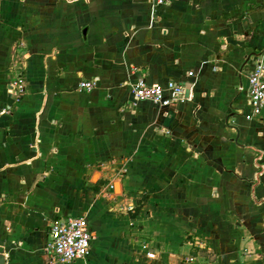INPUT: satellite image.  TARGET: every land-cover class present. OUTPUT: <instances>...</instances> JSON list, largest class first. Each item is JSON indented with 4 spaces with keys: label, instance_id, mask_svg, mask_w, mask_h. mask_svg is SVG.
Instances as JSON below:
<instances>
[{
    "label": "crops",
    "instance_id": "crops-1",
    "mask_svg": "<svg viewBox=\"0 0 264 264\" xmlns=\"http://www.w3.org/2000/svg\"><path fill=\"white\" fill-rule=\"evenodd\" d=\"M258 54L264 0H0L6 264H51L70 213L96 235L70 264H264V108L244 114ZM140 77L188 97L135 101Z\"/></svg>",
    "mask_w": 264,
    "mask_h": 264
},
{
    "label": "built area",
    "instance_id": "built-area-1",
    "mask_svg": "<svg viewBox=\"0 0 264 264\" xmlns=\"http://www.w3.org/2000/svg\"><path fill=\"white\" fill-rule=\"evenodd\" d=\"M173 0H151L154 12L170 6ZM192 75L193 72H190ZM248 80V119L261 116L264 108V60L258 54L252 60L247 72ZM14 93L21 95L25 85L21 79L13 83ZM93 80H82L79 88L90 91L95 87ZM243 87H240L242 90ZM188 88L184 81L170 79L166 83H150L144 77L138 78L131 86L135 101L149 100L162 108L175 106L188 97ZM95 233L88 217L84 213H70L53 218L45 243V253L51 264H70L76 260H87L93 252Z\"/></svg>",
    "mask_w": 264,
    "mask_h": 264
},
{
    "label": "water",
    "instance_id": "water-1",
    "mask_svg": "<svg viewBox=\"0 0 264 264\" xmlns=\"http://www.w3.org/2000/svg\"><path fill=\"white\" fill-rule=\"evenodd\" d=\"M185 84L187 85L188 90H190V83L185 82ZM188 90H187V91H188ZM187 93H188V92H187ZM0 264H6V259H5V257H4L3 254H0Z\"/></svg>",
    "mask_w": 264,
    "mask_h": 264
},
{
    "label": "rangeland",
    "instance_id": "rangeland-1",
    "mask_svg": "<svg viewBox=\"0 0 264 264\" xmlns=\"http://www.w3.org/2000/svg\"><path fill=\"white\" fill-rule=\"evenodd\" d=\"M200 241H201V239H200ZM193 252H194V253H192V254H198V252H200V251H198V249H196V248L193 246Z\"/></svg>",
    "mask_w": 264,
    "mask_h": 264
}]
</instances>
